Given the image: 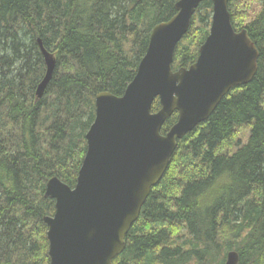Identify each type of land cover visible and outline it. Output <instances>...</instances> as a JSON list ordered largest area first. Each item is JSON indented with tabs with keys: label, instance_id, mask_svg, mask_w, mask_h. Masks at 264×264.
Returning a JSON list of instances; mask_svg holds the SVG:
<instances>
[{
	"label": "trees",
	"instance_id": "16d2710c",
	"mask_svg": "<svg viewBox=\"0 0 264 264\" xmlns=\"http://www.w3.org/2000/svg\"><path fill=\"white\" fill-rule=\"evenodd\" d=\"M176 1L0 0V264H49L45 184L56 176L74 186L96 94H123ZM211 9V0L196 8L174 70L196 60ZM228 9L259 50L257 72L178 141L113 264H224L229 250L238 264H264V0H228ZM38 37L55 57L40 99Z\"/></svg>",
	"mask_w": 264,
	"mask_h": 264
},
{
	"label": "water",
	"instance_id": "95a60500",
	"mask_svg": "<svg viewBox=\"0 0 264 264\" xmlns=\"http://www.w3.org/2000/svg\"><path fill=\"white\" fill-rule=\"evenodd\" d=\"M203 0H177L175 14L153 26L146 51L122 95L95 96L94 118L73 187L50 177L44 196L54 200L43 216L49 264H113L150 188L164 174L178 141L206 120L228 91L251 81L259 50L246 29L235 30L228 0H211L207 36L188 67L172 68L174 50ZM45 64L36 86L40 99L52 77L54 54L36 39ZM158 99L160 107L152 111ZM176 121L162 134L165 120ZM229 250L224 264H238Z\"/></svg>",
	"mask_w": 264,
	"mask_h": 264
},
{
	"label": "rangeland",
	"instance_id": "374dc122",
	"mask_svg": "<svg viewBox=\"0 0 264 264\" xmlns=\"http://www.w3.org/2000/svg\"><path fill=\"white\" fill-rule=\"evenodd\" d=\"M245 135H246V132H243V135L241 136V139H242V140H244Z\"/></svg>",
	"mask_w": 264,
	"mask_h": 264
},
{
	"label": "bare ground",
	"instance_id": "6f19581e",
	"mask_svg": "<svg viewBox=\"0 0 264 264\" xmlns=\"http://www.w3.org/2000/svg\"><path fill=\"white\" fill-rule=\"evenodd\" d=\"M211 8V7H210ZM212 10V9H211ZM264 98V97H263ZM236 251V250H235Z\"/></svg>",
	"mask_w": 264,
	"mask_h": 264
}]
</instances>
